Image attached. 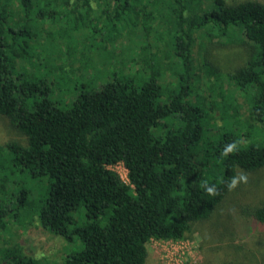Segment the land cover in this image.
I'll list each match as a JSON object with an SVG mask.
<instances>
[{"label":"trees","instance_id":"trees-1","mask_svg":"<svg viewBox=\"0 0 264 264\" xmlns=\"http://www.w3.org/2000/svg\"><path fill=\"white\" fill-rule=\"evenodd\" d=\"M125 23L146 43L163 26L157 38L171 48L167 60L153 61L143 46L135 58H116ZM197 39L245 47L243 64L222 76L205 58L202 64L220 91L226 83L228 92H242L247 119L238 116L233 93L207 106L199 95L191 101ZM213 107L232 110L215 140L205 137L210 114L203 110ZM0 116L25 137L10 142L0 161V231L37 222L76 240L62 264H146L151 238H182L217 212L237 169L264 167V3L0 0ZM232 142L239 150L223 156ZM118 162L127 181L109 168ZM11 166L48 176L39 207L30 206L27 188L13 196ZM242 213L264 229V203ZM15 245L0 249V264H37Z\"/></svg>","mask_w":264,"mask_h":264},{"label":"rangeland","instance_id":"rangeland-1","mask_svg":"<svg viewBox=\"0 0 264 264\" xmlns=\"http://www.w3.org/2000/svg\"><path fill=\"white\" fill-rule=\"evenodd\" d=\"M260 1L264 3V0ZM126 16L130 22L135 21L133 13ZM120 30L122 35L117 40V49L113 52L116 58L119 56L126 57L128 60L131 57L135 58L138 53L144 51L141 49L143 46L145 51L147 49L153 52V61L154 59L162 62L167 60L166 53L171 48L165 44L166 39L158 40L157 38L159 32H164L163 26H157L152 34L150 33L147 43L144 42L145 39L141 33L133 31L131 24H121ZM143 43L146 44L143 45ZM202 45L205 47L203 48ZM203 51H205V56ZM245 54L246 49L243 45L197 39L193 46L196 91L192 94L191 101L194 103L196 95H199L204 98L207 106L211 101L220 100L221 97L225 98L226 94L233 93L238 116L247 119L249 109L246 107L242 92L234 89L233 92H228L231 90V86H227L224 82V91H220L215 83L216 77L209 75L202 64L203 58H205L222 76L225 72L243 64L246 59ZM124 62L125 59H121L119 66L124 65ZM96 65L98 71H104L102 65L99 63ZM131 67L133 72L138 68L135 62ZM96 78L98 79L95 76L94 80H97ZM222 79H225L224 76ZM166 80L173 81V78L167 73ZM59 86L61 85L56 87ZM61 96L62 94L55 93L53 98L60 100ZM234 105L232 104V106ZM203 110L210 114V118L206 116L207 119L209 118L210 125L209 130L205 132V137L215 140L218 133L217 127L229 120L228 116L230 117L232 110L227 111V114H223L216 107ZM10 142L22 144L25 142V137L9 124L7 118L0 116V161L8 158L5 156L7 154L6 146ZM8 161L9 159L6 163L9 167ZM109 168L115 170L124 181H127V171L122 163L118 162ZM10 170L12 171L10 177L13 186L9 183L8 187L12 190L13 196L16 198L21 188H27L30 206L39 207L47 194L48 176L33 177L27 171L14 166H11ZM241 172L248 175L247 184L241 183L237 188L229 191L211 219L194 223L191 230L180 239L151 238L146 244V264H264V229L255 224L249 215L242 213L244 208L252 210L264 203V167L252 172L237 169L236 176ZM75 217L80 219L82 210L77 211ZM15 244L21 246L22 252L34 257L37 264H62L64 256L78 248L76 240L69 242L64 237L52 235L37 222L27 228L10 223L7 229L0 231V249H11L16 247Z\"/></svg>","mask_w":264,"mask_h":264},{"label":"clouds","instance_id":"clouds-1","mask_svg":"<svg viewBox=\"0 0 264 264\" xmlns=\"http://www.w3.org/2000/svg\"><path fill=\"white\" fill-rule=\"evenodd\" d=\"M238 150V144L236 142H232L225 147L222 155L228 156L229 153L237 152ZM247 182L248 175L246 173L241 172L240 175L230 178V182L227 183V188L229 191H232L237 188L241 183L247 184ZM201 187H203L206 192L211 196L218 195V191L215 185L209 186L206 181H202Z\"/></svg>","mask_w":264,"mask_h":264}]
</instances>
